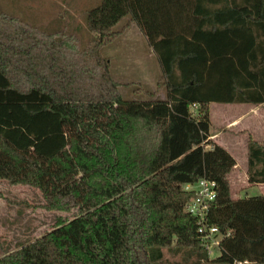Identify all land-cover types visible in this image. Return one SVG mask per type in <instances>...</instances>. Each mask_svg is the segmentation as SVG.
Masks as SVG:
<instances>
[{
    "label": "trees",
    "instance_id": "trees-1",
    "mask_svg": "<svg viewBox=\"0 0 264 264\" xmlns=\"http://www.w3.org/2000/svg\"><path fill=\"white\" fill-rule=\"evenodd\" d=\"M125 16L153 49L165 99H124L106 71L95 94L66 88L0 27V179L38 189L48 211L76 210L0 264H161L163 248L264 264V194L233 199L235 159L209 139L211 103H264V0H101L85 24L104 45ZM247 149L248 181L264 184V144ZM201 178L216 183L214 259L185 210L183 185Z\"/></svg>",
    "mask_w": 264,
    "mask_h": 264
},
{
    "label": "rangeland",
    "instance_id": "rangeland-1",
    "mask_svg": "<svg viewBox=\"0 0 264 264\" xmlns=\"http://www.w3.org/2000/svg\"><path fill=\"white\" fill-rule=\"evenodd\" d=\"M100 1L0 0V27L17 36V41L22 40L25 46L32 45L29 59L36 62L37 70L50 81L64 83L66 88L95 94L101 88V74L106 71L119 84L118 91L124 99L146 100L152 94L156 99H165L159 62L147 38L129 16L112 28L109 42L104 45H99L97 34L86 27L85 13ZM21 30L23 33H16ZM22 59L24 62L26 57ZM246 105L216 102L209 105L210 133L226 142L236 157L230 173L233 199L264 194L260 185L250 193L241 191L250 183L244 176L249 134L245 133L246 129H235L233 117ZM256 107L252 113L260 120L254 125L264 126V106ZM197 108L193 116L198 115ZM207 145L206 148L212 146ZM0 191L4 194V198H0V256L51 230L59 217L70 219L76 214L75 209L66 213L42 208L45 200L41 192L30 186L0 182ZM162 251L161 264H201L194 255L188 256L184 251L173 252L167 248ZM218 254L219 250L214 247L209 257L214 259Z\"/></svg>",
    "mask_w": 264,
    "mask_h": 264
},
{
    "label": "built area",
    "instance_id": "built-area-1",
    "mask_svg": "<svg viewBox=\"0 0 264 264\" xmlns=\"http://www.w3.org/2000/svg\"><path fill=\"white\" fill-rule=\"evenodd\" d=\"M196 104L190 108L192 115L195 113ZM186 191H193L194 195L185 204V210L192 216L197 218V231L200 235L202 245L211 252L214 247L219 248V243L223 239L222 234L214 225H208L206 215L210 203L216 197L215 181L201 178L196 183H186L183 185ZM232 264H252L247 260H235Z\"/></svg>",
    "mask_w": 264,
    "mask_h": 264
},
{
    "label": "crops",
    "instance_id": "crops-1",
    "mask_svg": "<svg viewBox=\"0 0 264 264\" xmlns=\"http://www.w3.org/2000/svg\"><path fill=\"white\" fill-rule=\"evenodd\" d=\"M241 103H238V105H240ZM247 104L246 106H243V110L240 111L238 114L234 115V121H233V125L235 126V129L237 128L238 131H243L244 129L248 130V132H245L248 135V142L249 140H253V141H256L260 144H264V126L262 125H254L257 121H259L260 119L252 112H254L256 109L255 107L256 106H264L262 104L264 103H261V104H254L255 107H249L250 103H245ZM242 106V105H241ZM259 107H256V108H259ZM254 110V111H253ZM257 112H259L257 110ZM230 118V117H229ZM227 119V117H226ZM228 122H231L230 119H227ZM211 139L214 140V142H216L217 144H219L220 146H222L223 148H225L233 157L234 159H236V157L234 156V154L231 152V150L228 148V145L226 142L224 141H221L219 140V138H215L214 135L212 134L211 135ZM209 145H207L208 147ZM208 149V148H206ZM232 170V169H231ZM231 171L227 174V178H228V181L230 183V187H231V175H230ZM244 176L247 177V181H248V176L247 174ZM0 182H6L5 180H1L0 179ZM256 185H260L263 189H264V184H250L248 183L247 187H244V188H240L241 191L243 192H248L250 193V191L256 187ZM16 186H27V185H16ZM250 196V195H249ZM238 198H243V197H238Z\"/></svg>",
    "mask_w": 264,
    "mask_h": 264
}]
</instances>
